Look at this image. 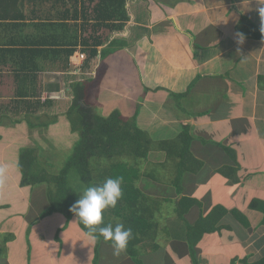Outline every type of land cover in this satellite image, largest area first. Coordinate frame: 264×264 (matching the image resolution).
Segmentation results:
<instances>
[{
	"label": "crops",
	"instance_id": "crops-1",
	"mask_svg": "<svg viewBox=\"0 0 264 264\" xmlns=\"http://www.w3.org/2000/svg\"><path fill=\"white\" fill-rule=\"evenodd\" d=\"M99 2L0 0V216L7 214L0 217V264H194L184 221L173 212L174 188L169 182L162 189L156 175L135 185L159 207L155 215L169 214L170 202L172 216L160 217V230L139 243L135 256L90 240L75 216L50 213L48 185H21V150L38 148V164L47 153L50 132L35 125L60 119L78 99L107 116L119 110L135 118L155 142L189 127V152L203 166L181 182L183 195L200 202L187 221L221 209L216 231L196 246L198 264L261 260L264 33L255 36L261 27L255 0H126L119 13L113 7L119 18L102 26L95 18ZM245 18L255 29L246 25L239 43ZM96 31L102 44L89 58L81 41ZM57 47L77 48L67 59L53 54ZM36 48L48 52L31 55ZM154 154L165 162L164 153Z\"/></svg>",
	"mask_w": 264,
	"mask_h": 264
},
{
	"label": "trees",
	"instance_id": "trees-1",
	"mask_svg": "<svg viewBox=\"0 0 264 264\" xmlns=\"http://www.w3.org/2000/svg\"><path fill=\"white\" fill-rule=\"evenodd\" d=\"M125 2L126 0H100L97 8L102 9L95 16L97 22H100L99 25L102 22L104 24L108 20L118 19L119 9L121 8L122 10L124 8ZM115 4L118 10L117 14L116 8L113 9ZM104 10L107 11V14H104ZM123 18L128 19L126 15ZM246 25L255 29L253 23L245 18L240 21L238 26V30L243 35L246 34L244 31ZM94 27L100 28L97 25ZM255 36L260 39L263 35L257 29ZM250 38H252L251 35ZM81 43L83 44V52L89 58L97 56L98 46L102 44L99 36H97V31L93 32L88 38H84ZM76 48L57 47L52 49V52L53 54H64L69 59L76 51ZM46 52L48 51L41 48L30 51L33 56L42 55ZM22 95L20 97H25ZM26 102H30V104L37 102L40 104V101L26 100ZM34 109L38 110L39 107L33 106ZM35 113L31 112V114ZM66 114L69 118L68 121L71 122L72 130L75 131L78 128L81 132V140L76 147L75 153L60 174L51 175L46 170L37 174L34 173V169L41 170L38 164L39 149H22L18 162L22 174L21 185H55V191H52V188L49 191L50 213L57 211L70 218L74 214L69 209L80 198L78 192L69 185L68 177L71 170H77L81 175L82 181L88 185L93 183L95 185L100 184L109 177H123L122 192L127 193L122 195L115 208L108 209L105 212L104 223L115 224L120 222L132 229L134 235L129 241L126 250L135 256L139 243L150 239V236L160 230V217L166 215L162 209L158 211L160 215H155V210L159 207L151 205L149 201L152 199L149 200L147 195L142 193L135 185V182L143 177L155 179L154 172L145 171L141 163L142 161L148 162L153 153L162 152L165 154L166 160L158 165L163 170H167L168 162L173 161V167L176 171L171 181V185L174 188V197L172 196L173 191L168 193L175 199L173 212L179 221H184L187 245L193 263L198 264L196 246L205 234L216 231L218 223L216 220L218 219L215 217H220L221 209L215 208L207 216L201 215L194 224L187 221L186 216L194 206H199L200 202L194 197L183 195L184 190L181 182L185 174L198 173L203 166L202 162L194 159L189 152V145L193 140L189 127L183 126L181 133L174 140L155 142L146 131L137 125L135 118L127 119L119 110L112 112L108 116H100L95 113L91 106L80 104L78 99L74 101ZM48 118L51 120L50 122L40 121V117L37 116L35 120L40 122L35 125L36 128H48L50 123L57 121L56 117ZM155 157L156 160L160 158L157 155ZM93 171H97V174L94 175ZM153 200L155 201L154 204H157V200ZM111 218L114 222L110 221ZM80 226L84 230L81 224ZM242 263L264 264V258L256 262H250L248 257H244Z\"/></svg>",
	"mask_w": 264,
	"mask_h": 264
},
{
	"label": "clouds",
	"instance_id": "clouds-1",
	"mask_svg": "<svg viewBox=\"0 0 264 264\" xmlns=\"http://www.w3.org/2000/svg\"><path fill=\"white\" fill-rule=\"evenodd\" d=\"M255 3V10L261 19L260 31L264 33V0H255ZM238 35V42L243 43V34ZM123 182V177H109L100 184L90 185L69 209L90 240L96 242L102 238L104 243L110 244L116 255L126 251L134 235L132 229L123 223H104L105 212L115 208L122 198Z\"/></svg>",
	"mask_w": 264,
	"mask_h": 264
},
{
	"label": "rangeland",
	"instance_id": "rangeland-1",
	"mask_svg": "<svg viewBox=\"0 0 264 264\" xmlns=\"http://www.w3.org/2000/svg\"><path fill=\"white\" fill-rule=\"evenodd\" d=\"M104 110H106V109H104ZM95 113L100 115V116H107L106 111L102 112L101 110L95 109ZM43 120L46 122L51 121L49 118H46ZM68 120H69L68 115L66 113H64V114H61L60 119H57L56 122L50 123V125L48 127V131L50 132V135L52 137L49 135V138H48L49 142L47 141V143L44 144V145H46L45 148L47 149V153H45L44 158L42 157L43 161L42 160L39 161V164L43 165L46 161L49 160V162L53 165V167L51 169H49L50 171H47V169H45L43 167L41 168V170L34 169V173L40 174L41 172H43V170H46L51 175H58L63 170V168L66 167L67 163L69 162V160L71 159V157L75 153L76 147L81 140V132L78 128L75 129V131H73L71 122H69ZM51 138H54V139H51ZM152 155L153 156H151V158L148 160V162L142 161L141 166L143 167V169L145 171H151V173L154 172V174L156 176H158L159 179H162L163 182H165L164 185L162 186V189H164V186H166V188H168L169 184H167V183L171 182L172 176H175V174H176V171L174 170V167H173V161L168 162L169 165H168L167 170H163L162 167H160L158 165L160 162L158 160L155 161L156 157L154 156V153ZM168 170H171V171H168ZM93 173L95 175V174H97V171H93ZM68 179H69L70 187H72L74 190H76L79 195L82 193V191L86 187L91 185V184L88 185V184L84 183L82 181L80 173L75 169L70 171ZM147 180H148V178H145V181H147ZM46 185H48V184H46ZM92 185H95V183H93ZM50 188H52V191L53 190L55 191V185H48L47 193H49ZM126 193L127 192H124L123 195H126ZM172 208H173V205H172V203L169 202L167 204V208H166V212L169 214H167L166 217L168 215L172 216V214H171ZM2 211H5V210L2 209ZM3 213L4 212H2V214H1L2 216H0V217L6 218L7 214L5 216ZM110 221L114 222V220L112 218L110 219Z\"/></svg>",
	"mask_w": 264,
	"mask_h": 264
},
{
	"label": "built area",
	"instance_id": "built-area-1",
	"mask_svg": "<svg viewBox=\"0 0 264 264\" xmlns=\"http://www.w3.org/2000/svg\"><path fill=\"white\" fill-rule=\"evenodd\" d=\"M85 57H86V54L81 53L80 58H81V59H85Z\"/></svg>",
	"mask_w": 264,
	"mask_h": 264
}]
</instances>
